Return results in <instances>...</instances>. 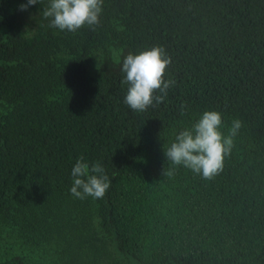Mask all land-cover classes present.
I'll return each instance as SVG.
<instances>
[{"label": "trees", "instance_id": "obj_1", "mask_svg": "<svg viewBox=\"0 0 264 264\" xmlns=\"http://www.w3.org/2000/svg\"><path fill=\"white\" fill-rule=\"evenodd\" d=\"M48 2L0 0V264H264V0H103L75 33ZM153 47L175 83L135 112L123 59ZM205 111L241 122L211 180L164 153ZM80 158L102 199L70 193Z\"/></svg>", "mask_w": 264, "mask_h": 264}, {"label": "clouds", "instance_id": "obj_2", "mask_svg": "<svg viewBox=\"0 0 264 264\" xmlns=\"http://www.w3.org/2000/svg\"><path fill=\"white\" fill-rule=\"evenodd\" d=\"M41 3L42 0H27L26 4L20 5V10ZM102 4L103 0H49L40 14L50 20V27L75 33L85 25H99ZM170 64L171 57L166 55L162 47H153L137 55L129 53L123 59L121 71L125 77L122 84L128 85L125 103L130 109L144 112L153 106L154 101L156 104L164 101L169 88L175 83L164 78ZM222 122L221 113L205 111L191 129L176 136L175 141L164 151L166 159L202 175L206 180L213 179L223 170L224 157L233 146L232 137L241 127V122L234 120L229 135L225 137L220 131ZM71 175L73 183L70 193L78 199L89 196L102 199L110 188L111 181L99 163L89 168L80 158L72 168Z\"/></svg>", "mask_w": 264, "mask_h": 264}]
</instances>
